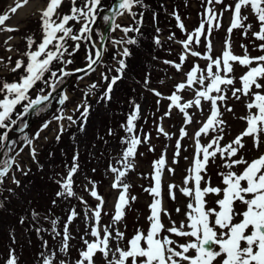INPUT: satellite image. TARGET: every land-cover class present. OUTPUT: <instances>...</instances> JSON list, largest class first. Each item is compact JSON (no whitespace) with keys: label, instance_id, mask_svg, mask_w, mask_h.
<instances>
[{"label":"snow or ice","instance_id":"obj_1","mask_svg":"<svg viewBox=\"0 0 264 264\" xmlns=\"http://www.w3.org/2000/svg\"><path fill=\"white\" fill-rule=\"evenodd\" d=\"M29 0H17L15 6L10 8V12L15 14L18 9L27 5ZM63 0H47L45 7L39 9V21L42 33L40 42H36L33 37H26L27 50L22 53L26 59H18L14 66L11 64V57L4 66L12 73L23 69L18 80L11 82L0 80V129H4L0 135V149L5 147L7 142L8 152L15 150L16 141L9 139V132L13 130L12 126L20 122L18 130L23 132L28 124L25 117L29 114L40 115L47 111L50 99L70 76H76L77 80H83L91 75L102 65L103 46H97L92 42L93 27L97 21L98 14L102 10V0H84L81 6H77V0H71L70 11L67 14L58 15L57 10L62 6ZM205 7L202 13V19L199 26L191 33L187 31L178 14L173 13L177 21V27L181 32L186 33V39L179 41L182 46V53L179 55V62L165 60V64L172 65L177 72H181L185 80L175 85V90L168 96L155 89L153 94L160 99H166L168 110L165 116L171 115L173 110H178L182 114V124L190 125L194 117L190 115V109L203 111V103L207 102L209 106L208 114L197 131L194 133V154L191 166L186 170L183 186L175 184L168 185L169 198L176 199V189L189 201L184 211V219L177 224L171 220V214L163 207L162 202V175L166 166L164 155L153 162L152 175L153 186L145 189L153 197L149 205V215L147 220L149 227L147 231L136 229L134 235L127 239L125 233L120 230L118 225L125 218L126 210L132 202L137 199L135 196L129 197L130 184L124 182L129 171L134 170V159L137 155L138 146L142 143L147 144L150 135H144L143 138L136 134V120L140 113V106L135 105L134 111L127 117L125 128L129 135L122 138L125 146L120 159L116 162L119 167L109 164V171L113 174L111 188L118 190V196L114 204V213L111 215V223L102 224V213L104 198L98 193L95 182L89 181L90 188L85 190L90 193L98 203L94 208H88L87 201L82 197L80 203L85 205L86 211L83 213L87 221V227L84 235L81 236L83 248L79 251L78 259L75 264H97L99 258L101 264H264V152L250 161L245 158L242 151L245 150V138L252 139V149L260 150L264 147V55L250 56L246 45H241L243 55H236L232 51L231 35L234 30H242V35L248 36L253 28L252 23H245L249 20L248 15L242 14V9H249L255 22L258 25V31H251V35L256 41H261L256 45L257 50L264 52V0H234L233 4L225 5L223 11L217 12L213 5H221L224 0H204ZM137 5H142V0H118L111 8L112 15H105L103 20L106 24H111V30L122 31L125 36L130 32H139V27H122L115 22V18L128 14L135 19L133 9ZM224 11H230V24L226 29L227 37L223 41L221 54L213 56V32L221 28V18ZM141 22H142V13ZM10 19L7 13L0 15V26H5L6 21ZM70 22L80 25L78 32L74 31ZM0 31L14 32L18 31L12 27H0ZM157 32L159 29L157 28ZM175 33L169 35L168 39L173 40ZM13 38L9 36L5 45ZM74 42V46L69 50L68 41ZM103 40V35H101ZM82 42H91V48L86 55V63L83 68H76L71 71L68 66L73 64L72 56L80 49ZM114 45L134 44V39L121 38L113 40ZM154 43L160 44L157 36ZM203 44L204 51L193 50V45ZM35 46V50L33 47ZM92 49H94V54ZM7 51H12L8 46ZM121 58L117 61L118 67L114 70L115 75L109 77L108 73L113 69L107 68L105 72L100 73L101 79L106 83L105 91L101 97L104 100L111 99L113 86L123 78V73L127 67L125 59L130 55L127 47L123 48L119 54ZM191 57L203 59L206 62L205 67L194 64L190 70L183 72L184 62ZM68 57V58H66ZM115 59V57H113ZM3 58H0V64H3ZM61 65L59 68L55 66ZM234 65L246 69L237 79L234 76ZM82 75H77L81 74ZM145 85L150 83L149 78H145ZM163 83V82H161ZM239 83V87H236ZM44 87H38V85ZM98 87L97 83L89 85V89L84 93L86 98L93 90ZM50 89L49 91H45ZM191 90L192 99L185 100L183 93L185 90ZM33 91L37 92L35 98L30 95ZM69 97L62 93L59 98V104L64 105ZM246 100L245 108L247 114L240 116L239 119L246 123L242 132L237 134L231 141L221 144L224 140L226 121L223 119L225 113H233L234 110L229 106V100ZM18 106L22 109L17 112ZM89 105L82 102L77 105L74 111L80 112L81 121H86L89 113ZM81 109H83L81 111ZM15 115V119L13 116ZM56 121L67 120L71 124L77 121L73 116H64L61 113L53 117ZM51 121H45L33 138L22 137L26 146L31 148L30 155L35 161L36 152L33 145V139H38L40 134L49 127ZM83 130V123L81 124ZM64 131L63 124L60 125V134ZM159 133L164 136L169 134L165 132L162 126L157 128ZM211 133H216L211 135ZM60 134L56 139L59 141ZM109 134L111 130H109ZM180 139L176 141L173 163H178L176 157L180 156V140L188 136L185 127L179 130ZM208 136L206 144L201 143V137ZM23 151V148L20 149ZM149 151H154L149 148ZM8 152L4 155L8 156ZM16 155H19L17 152ZM188 159V157H185ZM78 155L73 157V164L68 169L67 174L56 181L59 186L56 196L58 198H74V175L78 172L79 165L76 162ZM217 160L221 163L217 165L225 169L217 175L221 178L223 187L212 186L211 178L208 176L210 163L214 164ZM16 163L15 156H8L7 159L0 161V185L8 177L10 170ZM242 166V170L237 172L233 169ZM17 170L20 169L16 165ZM174 173V169H167ZM95 171V170H93ZM27 175V172H23ZM207 177V178H206ZM12 182L18 187L20 182L13 175ZM203 182V186H202ZM191 184V187L189 186ZM9 192L12 189L8 190ZM214 196V206H208L206 197ZM56 201H53L55 204ZM242 205V210L238 211L236 205ZM181 212L180 208L176 209ZM167 216L170 220V227H165L161 216ZM36 216V213H32ZM78 213L72 209L63 224L62 232L57 231L58 220L51 221V230L53 239L61 237L60 252L67 253L70 247L69 241L73 238L69 225L77 217ZM47 219V217H45ZM239 218V219H237ZM20 223L24 220L21 218ZM37 232L41 229L37 228ZM168 235H162V233ZM90 237L91 239L85 238ZM177 238H187L184 243H178ZM12 242L15 243V237L12 236ZM113 242L115 247L113 248ZM124 242V247L120 246ZM44 247H47V241H44ZM15 250L10 249L6 264H18ZM43 264H53L52 256H45L43 253ZM219 258V259H218ZM60 264H67L65 260H60Z\"/></svg>","mask_w":264,"mask_h":264},{"label":"rangeland","instance_id":"obj_2","mask_svg":"<svg viewBox=\"0 0 264 264\" xmlns=\"http://www.w3.org/2000/svg\"><path fill=\"white\" fill-rule=\"evenodd\" d=\"M35 1V0H29V2ZM39 3L37 7L30 10V12H27L26 16L23 18H17L16 13L13 14L10 12V8L15 6L17 0H0V15L7 13L10 17L8 21H6L5 26L0 27H12L18 29V31L14 32H6V31H0V58H3L4 63L0 64V75L7 74L8 68H6L4 65L8 63V58L11 57V61L14 60L13 58H18V53L20 54L22 52H25L27 50L26 46V37H33V36H39L40 39H42V33L40 28V21H39V9L42 7H45L47 4V0H38ZM193 1V2H192ZM28 2V3H29ZM66 2L63 1L61 9L57 11V13L64 10V7L66 6ZM113 0H110V3L106 9L102 10L98 14V18L101 16L100 21V36L103 35V31L106 27L105 22L103 20V17L105 15H110V9ZM180 2H183L185 4V7L190 6L189 13L187 15L180 14L181 21L185 25V28L189 33H191L196 27L199 26V23L202 19V13L204 12L205 3L204 0H180ZM234 0H224V3L221 5H213V7L216 9L217 12L223 11L225 5L233 4ZM26 6V5H25ZM243 15H248L249 20L245 23H252L253 28L251 31H258V25L255 22L253 15L251 14L249 9H242ZM230 11H224L223 17L221 18V28L218 31L213 32V51L212 55L218 56L221 54L222 47H223V41L227 37L226 29L230 24ZM127 17H123L120 20V23L126 22ZM80 27V25L78 26ZM93 27V33H92V42H95L97 46H100V41L97 40L95 37L96 28L95 25H92ZM251 31L249 32L248 36L245 37L242 35V30H234L231 35V46L232 51L236 55H243V49L241 48V45H246L248 48V52L250 56H258V55H264V52H261L257 50L256 45L261 43V41H256L251 35ZM102 32V33H101ZM181 37L175 38L173 46L175 47L174 52H176L177 57L179 58V55L182 53L183 49L179 41L186 39V33L181 32ZM11 36L13 39L9 41V45H5L4 41ZM116 40L124 38L123 32L118 30L116 32ZM10 46L12 48V51H7L6 48ZM115 45L113 43L108 44L105 43L104 51H103V59L106 56V53L108 51H114ZM119 52L122 51V46L117 45ZM84 49V48H83ZM121 49V51H120ZM193 50L197 51H204L203 44L196 46L193 45ZM94 54V49H92ZM86 53L83 55L82 60L84 61V64L86 63ZM145 55V54H144ZM15 56V57H13ZM140 60H137L139 63L141 62V58L138 57ZM175 62H179V59H177ZM194 64H199L201 67L206 66V62L203 59L195 58L189 56V58L184 62L183 64V72H187L190 70V68ZM12 65H9L11 67ZM115 66V64H113ZM159 67L162 68L161 71L158 69V73L160 77L150 79V83L145 85V77L140 75L138 78H132L128 76V78L125 79V82L128 83L129 87L134 88L138 93L145 94L146 98L139 104L140 106V116H143L146 111V106L148 104L151 105L152 110L147 111V114L151 115L149 117V123L147 125H143L142 129L141 127L137 131V135L141 136L143 138L144 135H150V140L147 144H141L138 147L137 155L134 159L135 168L132 171H129L128 175L125 177L124 182L130 184L129 189V197L135 196L137 199L135 202H132L130 204V207L126 210L125 218L120 222L118 227L121 231L125 233V237L127 239H130L136 229H140L142 231H147L149 227V222L147 220L149 213V205L152 202L153 197L149 195L148 192L145 191V189L153 186V180L152 175L154 174L153 171V162L158 160L161 155H164L166 159V166L163 171L162 175V202L164 209L167 210L168 213L171 214V220H174L179 224L181 220H183L184 217V211L186 210V205L189 201V198L184 197L178 189H176V199L172 200L169 198V192H168V185L169 184H175L178 186H183V180L184 177L187 175V169L191 166L192 158L194 154L195 144H194V133L198 130V128L201 126L202 122L204 121L206 115L209 111V106L207 102L203 103V111L197 110V109H190L189 113L194 117L193 123L190 125H183L182 124V114L179 113L178 110H173L171 115L165 116L164 113L168 110V101L166 99H160L159 105L157 104V97L153 94L152 89H155L163 94V96L170 95L175 90V85L183 82L185 80L184 75L181 72H177L175 68H166V66L163 63L159 64ZM234 76L238 79L240 75L243 74L246 69L240 67L239 65H234ZM101 68L99 67L95 73H92L89 77H85L83 80H77L76 84L77 86H83L90 83L100 82L99 86H102V89L105 87V84L102 82V79L100 77ZM126 76V75H125ZM163 82V83H161ZM239 83H237L236 87H239ZM69 99L66 102V106L64 111H62L64 116L71 115L73 118L75 117V111L77 105L81 104L82 100L80 96H73L70 95V93L67 94ZM184 99H192V92L191 90H185L183 93ZM120 98V97H119ZM121 100L125 101V99L120 98ZM246 100L242 99L240 101H236L234 99L229 100L228 104L231 106L234 110L233 113H225L223 119L227 122L225 125V135L224 140L221 142V144H226L229 141H231L237 134L242 132L244 128L246 127V123L239 119L240 116H244L247 114V110L245 108ZM97 107L99 109V116L100 118H107L110 121H112L116 125V119H114L111 115V108L107 105L103 104H97ZM48 114H46L47 116ZM53 116H48L47 118L44 117L41 119V117L35 116L37 118L36 120H39L31 129L30 131V138L34 137V134L39 130L41 125L45 121H51L49 127L45 129L38 139H33V148H35L36 152V158L39 157L37 152L41 150L44 146L53 143L55 141V138L58 134H60V125L63 124L64 131L61 135H66L65 129L69 127L71 124L66 119L63 121H56L53 119ZM93 125L89 126L86 130L88 132L87 135H96L98 134L96 129L102 130L103 132H107V128L104 126V123L99 118L94 119ZM162 126L169 135L166 137L162 133H159L157 131V128ZM181 127H185V130L188 133V136L184 137L180 140L181 143V152L180 156L176 157L178 160V163H173V157L175 153V145L176 141L180 139L179 136V130ZM123 138L126 136V133L122 132ZM216 133H211V135H215ZM91 136V137H92ZM209 140L208 136H202L201 137V143L206 144ZM17 141V140H16ZM245 144L246 148L242 151V154L245 156L246 159L249 161L256 156H258L261 152H264V147H262L260 150H253L252 149V139L251 138H245ZM20 144V143H18ZM85 141H82V147H86ZM126 145L122 143V139L118 138H111V144L109 145V151L108 154H103L101 151L102 146L101 144L93 145L90 147L91 154L94 160V169L97 171V176L99 174L104 175L105 171V177H106V183L101 187L98 191V193L104 198V206H103V213H102V224L107 225L111 223L110 217L114 213V204L116 202V198L118 196V190H114L111 188V183L113 182V174L108 170L109 164H112L116 167H119L116 162L120 159L122 152L124 150ZM23 151H20V148H17V151L19 155L15 157L16 163L13 165L12 170L9 172L8 177H6L5 180V187L7 189H12L15 191L16 196L13 197L14 205L17 206H28V205H34V204H49V200L51 195H54L57 199L58 205L61 207H67L69 208L70 200L67 198H58L56 196L57 189L54 188H48L45 189L39 193H36V188L33 186L32 181H29L26 179L23 172H28L27 169L34 168L35 167V161L32 159L30 155L31 148L26 146V144L22 147ZM149 148H153L154 151H149ZM79 149V148H78ZM14 152V151H13ZM12 152V153H13ZM17 153V152H16ZM11 154V153H10ZM4 157H6L4 155ZM185 157H188V159H185ZM221 163L220 160H217L216 163L212 164L210 163L208 168V176L211 178L212 186H220L223 187L220 180L221 178L217 175L218 172L224 171L225 169L218 167ZM19 165L20 169H23V171L17 170L16 165ZM172 168L174 169V173H170L167 169ZM234 171H241L242 166H238L237 168L233 169ZM67 173L64 174V176ZM15 176V178L20 182L19 187L12 182L11 177ZM207 178V177H206ZM74 180H77L82 185L81 189V196L82 198L87 201L88 208H94L92 202L98 203L94 198L90 196V193L86 191V188H90L91 185L89 184V181L95 182V178L92 177V175L88 172L82 171L77 172L74 177ZM97 180V179H96ZM191 187V184L189 185ZM203 186V182H202ZM9 195H12V193L8 192ZM208 200V206L213 207V201L215 199L214 196H208L206 197ZM32 201V203H31ZM92 201V202H91ZM242 205L237 204L236 208L238 211L242 210ZM180 208L181 212L177 213L176 209ZM86 211V208L83 207L80 209L77 215V217L74 219V221L69 225V230L72 235V239L69 241L70 247L67 253L60 252L61 247V237L57 236L54 241H52L48 248L43 252L45 256H52L53 253L55 255L53 256V264H60V260H65L67 264H75V261L78 259L79 251L83 248V243L81 240V236L84 235L85 229L87 227V221L84 218L83 213ZM4 221L0 223V253H3L5 256H9L10 249H14L15 256L17 257L18 264H34L33 260L36 258H39V253H36L35 249H32L31 246L28 243L29 236L27 235V229L23 226H19L15 220L12 219L9 215L2 214ZM162 222L165 225V227H170V220L167 216H164L162 214L161 216ZM239 219V218H237ZM66 221L60 220L57 224V231L62 232L63 224ZM15 237V242H18L16 247L13 245L12 242V236ZM162 235H168V233H162ZM88 239H91L90 237H85ZM173 239H176L178 243H184L187 238H177L172 237ZM12 244V247H11ZM10 247V249L8 248ZM30 246V247H29ZM113 248L115 247V242H113ZM120 246L124 247V242H120ZM30 252V255H29ZM219 259V258H218ZM1 260V259H0ZM0 264H4V259H2ZM39 264H43V256L40 259ZM97 264H101L99 258H97Z\"/></svg>","mask_w":264,"mask_h":264},{"label":"trees","instance_id":"obj_3","mask_svg":"<svg viewBox=\"0 0 264 264\" xmlns=\"http://www.w3.org/2000/svg\"><path fill=\"white\" fill-rule=\"evenodd\" d=\"M83 2L84 0H77V6H81ZM109 3L110 0H102V8L108 7ZM70 7L71 0H69V4L66 6L65 11L59 15L69 13ZM135 7H137L133 11L136 14L135 19H133V22L130 26L139 27V32L133 31L128 33L129 37L127 39H134L136 43L127 44L126 46L129 49L130 55L124 58L127 67L124 70L123 78L113 86L110 100L101 99L106 87L102 89V87L98 86L91 92V94L87 96L85 101L84 93L88 91L89 85L91 84H88L85 89H83V86L78 87L76 85L75 81L77 79H75V81L69 86V90L71 92L75 94L81 93L83 95L84 101L87 105L90 106L89 113L86 121H81L80 112H78L75 118L77 122L67 128L66 137L60 135L59 141H57L56 139L54 144L48 145L42 153V159L38 160L37 166L34 167V169H31L25 176L27 180L32 181L33 186L37 190L36 193L54 187H56V191H59L60 189L56 181L60 180L62 177H64V174L67 173L68 169L73 164V157L75 155H78V160L76 161L79 165L78 171L88 170V173H90L91 175H95V177L99 176L98 179L103 183L105 181L103 175L99 174L97 176L96 170L92 172L94 170V160L91 154L90 147L100 143L102 146L101 151L103 152V154L107 155V152L109 151V145L111 144V138H123L122 132L125 133V128L122 126L126 124L127 117L134 111V106L138 105L145 98V96L138 93L134 88L129 87L128 83L125 82V79L128 78V76L132 78H138L140 77V75L150 79H152L153 77H158V75H155V69H158L159 67L158 62L175 58V53H173L172 50V43L162 39L161 36H166L172 33H175V37L181 35L179 32V28L176 26L177 21L173 13H187L188 7L187 9H185L186 7L184 8L183 3H180V0H142V5H137ZM141 13L143 14L142 22L140 15ZM69 26H72L74 31L78 32L79 28L77 23L70 22ZM95 27V37L99 39V34L101 31L99 20L96 21ZM157 28L159 29V32H157ZM157 36L160 39L159 45L154 43V39ZM33 38L37 43L41 41V39L37 36H33ZM68 44L70 46L69 50H71V47L74 46V42L69 40ZM90 48L91 42L81 43L79 51L71 57L74 62L73 64L68 66L69 71L70 69L73 70L78 66L82 67L84 65L82 57L85 53H88V50ZM33 50H35V46L33 47ZM139 56L143 57V59L141 58L140 63L137 61L140 60L138 58ZM113 57H115V59H113ZM18 59H20V57ZM18 59H15L13 61V65H15V62ZM21 59L26 58L22 56ZM119 59L120 58H117L116 49L114 51H108L106 53L105 61L102 62V72H105L107 68H111L113 69V71L108 73L109 77L115 75L116 73L114 70L118 67L117 61ZM113 61H116V67H113ZM60 66L61 65L57 64L55 67L59 68ZM22 72L23 69H20L16 73H12L9 71V75L0 76V80H7L9 82L18 80ZM67 79L68 77L65 79L64 83L67 81ZM63 84H61L60 86H62ZM38 87H44V85L40 84L38 85ZM49 90L50 89L46 88L45 94ZM93 94H96V100L91 99ZM30 95L32 96V98H35L37 92L33 91ZM119 97L125 99V101L121 100ZM99 101H102L105 105L111 108V115L114 119H116V125H113L114 123L107 118H100L98 114L99 109L97 107V102ZM60 106V108L57 109L55 115H60L62 111H64L66 104ZM21 110L22 109L18 106L17 112ZM82 110L83 109H81V111ZM41 114L37 116L39 117L41 116ZM13 118L15 119V115L13 116ZM96 118H99L103 121L104 126L107 128V132L96 129L98 133L96 135H87L88 132H86V134H83L84 132L83 130H81V124L83 123L84 129L86 126L93 125L92 123ZM26 119L27 116L25 117V120ZM145 120L146 119L144 117L138 116L135 122L136 126L146 124L147 121ZM19 127V121L17 125L12 126L13 129ZM109 130H111L112 134H109ZM4 131V129H0V135H2ZM24 136L29 137V134L23 135L20 138L22 139V137ZM83 139L85 140L87 148L80 149L79 147L78 150L77 145L80 146ZM7 158L8 156L3 157V160ZM80 188L81 184L77 180H74V191L77 195L74 198H70L71 202H68L70 204V209H68L67 207H61L60 205H58L57 199L54 195H51L48 205L34 204L25 207L14 205V202L12 201L13 199L11 200V198H9L6 194L9 189L5 187V181L2 185H0V223L5 220L3 219L2 214L3 216L9 215L13 220H15V222H17V224H19V226H23L27 229V235L29 236L28 243L32 249L36 250V253H39V258L33 260L34 264H39V259L42 257L41 254L48 248L49 244L56 239V237L55 239H53L51 221L53 219H57L58 222L60 220L66 221V218L70 214L72 209H75L76 212H78L81 207H84V205L81 204L79 200V198L82 197L78 192ZM11 193L13 196H16L14 190H12ZM54 200L56 201L55 204H53ZM33 212L36 213V216L32 215ZM45 217H47V219ZM21 218H23L24 220L23 224L20 223ZM37 228L41 229V231L37 232ZM44 241H47V247H44ZM18 244L20 243L15 242L13 245L16 247ZM8 248L10 249L9 246ZM8 257L9 256H5L3 253H0V263L2 259H4V264H6V260Z\"/></svg>","mask_w":264,"mask_h":264},{"label":"water","instance_id":"obj_4","mask_svg":"<svg viewBox=\"0 0 264 264\" xmlns=\"http://www.w3.org/2000/svg\"><path fill=\"white\" fill-rule=\"evenodd\" d=\"M117 2H118V0H116V1L113 3V6H114ZM113 6H112V7H113ZM110 26H111V24L109 23V24L107 25V27H106V31H105V34H104V38H103V41H102V43H101V45L103 46V48H104V44H105L106 37H107L108 31H109V29H110ZM77 75H82V73H81V74H77ZM74 77H75V76H70L69 81L67 82V84H65L64 86H62V87H61L56 93L63 92V91L65 90V88L67 87V85L73 80ZM53 97H54V94H53L52 98H53ZM34 123H35V120H34V118L32 117V114H29V116H28V121H27L28 127L25 128L23 132H20L19 130H16V131L11 132L10 135H9V139H10V140L15 139V138L19 137L21 134L26 133V132H27V131L33 126ZM4 149H5V148H3V150H4ZM3 150H2V151H3ZM1 156H2V154H0V159H1Z\"/></svg>","mask_w":264,"mask_h":264},{"label":"bare ground","instance_id":"obj_5","mask_svg":"<svg viewBox=\"0 0 264 264\" xmlns=\"http://www.w3.org/2000/svg\"><path fill=\"white\" fill-rule=\"evenodd\" d=\"M38 3H39L38 0L31 1L26 6L18 9V11L16 13V17L17 18H23V17H25L26 14H27V12H30V10L34 9L35 7H37Z\"/></svg>","mask_w":264,"mask_h":264}]
</instances>
